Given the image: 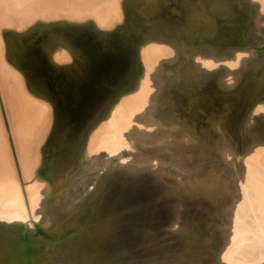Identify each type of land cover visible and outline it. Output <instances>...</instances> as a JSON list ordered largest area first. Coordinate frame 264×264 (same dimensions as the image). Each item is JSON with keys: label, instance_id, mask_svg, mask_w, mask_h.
I'll return each instance as SVG.
<instances>
[{"label": "bare ground", "instance_id": "bare-ground-1", "mask_svg": "<svg viewBox=\"0 0 264 264\" xmlns=\"http://www.w3.org/2000/svg\"><path fill=\"white\" fill-rule=\"evenodd\" d=\"M103 1L0 0V262L264 264V0Z\"/></svg>", "mask_w": 264, "mask_h": 264}, {"label": "water", "instance_id": "water-1", "mask_svg": "<svg viewBox=\"0 0 264 264\" xmlns=\"http://www.w3.org/2000/svg\"><path fill=\"white\" fill-rule=\"evenodd\" d=\"M163 209L164 211L166 210L169 212L170 206L164 205ZM163 232L164 230L160 229L155 234H153L152 237L158 241L163 235ZM132 234L134 236L132 235L129 237L123 246L125 248V253L115 259L101 257L100 259L102 264H127V262H130V264H140V262L146 260L151 255V253L160 251L164 248L163 245L153 244L152 242H154V240L150 244L142 243L140 241L141 238H139L140 236H138L139 234L134 233V231ZM169 245L170 250H176L178 248V243L176 241ZM0 264H5V262L1 261Z\"/></svg>", "mask_w": 264, "mask_h": 264}, {"label": "rangeland", "instance_id": "rangeland-1", "mask_svg": "<svg viewBox=\"0 0 264 264\" xmlns=\"http://www.w3.org/2000/svg\"><path fill=\"white\" fill-rule=\"evenodd\" d=\"M76 4L80 5L81 2L76 1ZM111 6H112V0H104L103 2H100L97 8L100 9L102 12H104L102 14L105 16V14L107 15L111 11ZM102 14H100L101 17H103ZM104 21H107V17L104 19ZM26 105H27L28 118L30 117V119H32L31 129H35L41 123L45 113L43 111H38L34 104L26 103ZM0 108L2 110V114L5 117V113L3 111V105L1 103H0ZM5 121H6L7 130L9 131V126L6 117H5ZM10 145L14 149L12 139H10Z\"/></svg>", "mask_w": 264, "mask_h": 264}]
</instances>
